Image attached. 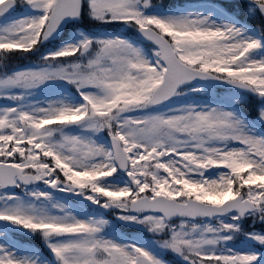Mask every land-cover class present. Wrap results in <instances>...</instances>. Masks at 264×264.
<instances>
[{"label": "snow or ice", "instance_id": "6c2138e0", "mask_svg": "<svg viewBox=\"0 0 264 264\" xmlns=\"http://www.w3.org/2000/svg\"><path fill=\"white\" fill-rule=\"evenodd\" d=\"M0 264H264V0H0Z\"/></svg>", "mask_w": 264, "mask_h": 264}]
</instances>
